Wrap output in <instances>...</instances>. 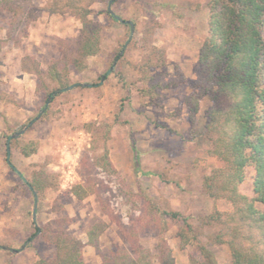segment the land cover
Listing matches in <instances>:
<instances>
[{
	"label": "rangeland",
	"instance_id": "374dc122",
	"mask_svg": "<svg viewBox=\"0 0 264 264\" xmlns=\"http://www.w3.org/2000/svg\"><path fill=\"white\" fill-rule=\"evenodd\" d=\"M209 1L5 0L0 264L51 261L55 233L81 244L84 264L112 257L128 264H231L228 245H208L221 235L224 241L237 235L244 252L264 251L260 231L202 187L204 177L223 166L209 154L206 136L213 104L201 98L193 126L183 104L185 95L198 92L197 57L207 36ZM108 9L131 22L133 32ZM82 19L90 29L99 26L100 50L78 68L73 60ZM54 63L60 78L75 87L60 88L48 69ZM231 102L222 99L220 105ZM24 147L35 151L24 156ZM7 151L22 177L7 164ZM253 173L246 168L239 186L249 199ZM23 180L43 187L40 195ZM167 212L179 213L191 231Z\"/></svg>",
	"mask_w": 264,
	"mask_h": 264
},
{
	"label": "trees",
	"instance_id": "16d2710c",
	"mask_svg": "<svg viewBox=\"0 0 264 264\" xmlns=\"http://www.w3.org/2000/svg\"><path fill=\"white\" fill-rule=\"evenodd\" d=\"M4 3L5 0H0V11ZM208 12L207 36L197 57L198 92L183 97L191 126L198 113L201 98L206 97L213 104L207 114L206 136L212 146L209 154L218 158L223 166L204 177L202 187L214 201L225 199L236 207L239 219L247 227L260 231L264 245V209L255 207L256 204L264 206V0H210ZM122 23H125L124 20ZM88 27L90 26L83 20L78 50L73 60L74 66L78 68L85 58L100 50L99 26L92 29ZM161 56L163 57L162 53ZM48 69L52 78L61 84L60 88L69 86L66 79L63 81L60 78L58 63ZM63 69L66 70V64ZM36 72L39 75L42 73L39 69ZM52 95L51 92L48 97ZM222 99L232 101L229 107H221ZM34 151L25 147L20 149L24 156H29ZM248 167H252L254 172L251 183L253 197L250 199L239 192ZM25 183L35 196L40 195L43 190V187L35 183ZM74 195L78 199L84 197L77 192ZM163 214L172 220L182 218L176 212ZM216 214L219 212L216 211ZM181 221L191 231L187 220L182 218ZM34 236L36 233L27 239L26 244ZM178 237L183 247L186 242L184 232L180 231ZM222 238L223 235L214 237L208 245H228L231 264H264V251L244 252L235 241L238 239L237 235L228 241ZM50 243L56 247L55 257L51 261L41 260L37 264H84L78 241L55 233ZM203 251L206 258H211L206 250ZM102 264L128 263L121 258L112 257L105 258ZM163 264L173 263L169 261Z\"/></svg>",
	"mask_w": 264,
	"mask_h": 264
},
{
	"label": "water",
	"instance_id": "95a60500",
	"mask_svg": "<svg viewBox=\"0 0 264 264\" xmlns=\"http://www.w3.org/2000/svg\"><path fill=\"white\" fill-rule=\"evenodd\" d=\"M111 4V1L109 2V5ZM108 13H109V15L111 16V17H113V18H115L118 22H123V20L122 19H120V18H118V17H116L114 14H113V12L110 10V9H108ZM125 23H127L128 25H129V27H130V30H131V33L133 32V25H132V23L131 22H126V21H124ZM76 85H71V86H69L68 88H66V89H63L64 91L65 90H68V89H70V88H73V87H75ZM86 86H89V85H86ZM26 128V127H25ZM23 131H24V129L23 130H20L18 133H16L14 136H10L9 138H8V140L9 139H11L12 137H15V136H19V135H21L22 133H23ZM9 157V151H7V158ZM7 163H9L10 164V162L7 160ZM11 165V164H10ZM12 166V165H11ZM13 167V166H12ZM14 168V167H13ZM15 169V168H14ZM15 171H17L16 169H15ZM32 216H33V220H34V216H35V207L33 208V210H32Z\"/></svg>",
	"mask_w": 264,
	"mask_h": 264
},
{
	"label": "crops",
	"instance_id": "0c3cea01",
	"mask_svg": "<svg viewBox=\"0 0 264 264\" xmlns=\"http://www.w3.org/2000/svg\"><path fill=\"white\" fill-rule=\"evenodd\" d=\"M3 249H6V250H8V251H10V249L9 248H3ZM16 251H12V253H15Z\"/></svg>",
	"mask_w": 264,
	"mask_h": 264
}]
</instances>
